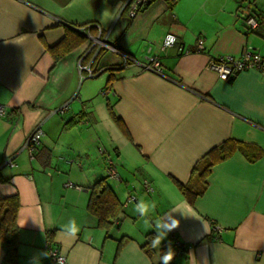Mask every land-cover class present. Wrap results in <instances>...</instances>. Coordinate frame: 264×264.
<instances>
[{
    "label": "crops",
    "instance_id": "obj_1",
    "mask_svg": "<svg viewBox=\"0 0 264 264\" xmlns=\"http://www.w3.org/2000/svg\"><path fill=\"white\" fill-rule=\"evenodd\" d=\"M127 3L0 0V198L20 203L13 264H44L49 240L67 264H162L169 248L174 264H264V69L223 80L208 68L211 57L247 46L264 57V23L250 31L242 16L264 13V0H178L171 8L154 0L133 18ZM165 34L176 37L172 46L162 47ZM121 53L135 62L124 64ZM150 56L161 74L144 69ZM88 68L100 79L88 81ZM38 124L42 142L30 159L21 147ZM228 139L239 147L201 182L195 167ZM100 146L119 181L104 175ZM101 178L123 205L107 231L87 210L88 187ZM177 184L204 190L190 204ZM128 194L137 200L124 205ZM140 199L156 204L147 217L135 211ZM70 218L81 227L75 238L61 231ZM173 219L178 226L146 253L147 233ZM4 254L0 243V264H11Z\"/></svg>",
    "mask_w": 264,
    "mask_h": 264
},
{
    "label": "built area",
    "instance_id": "obj_2",
    "mask_svg": "<svg viewBox=\"0 0 264 264\" xmlns=\"http://www.w3.org/2000/svg\"><path fill=\"white\" fill-rule=\"evenodd\" d=\"M154 0H127L128 5V11L130 17H135L136 14L146 8L148 4L153 2ZM166 1L168 6L171 8L172 5L178 1V0H163ZM243 21H245L246 28L248 30H254L259 27L261 23H264V13H258V15L250 14L247 9L246 11L242 12ZM162 41V47L165 46H172L174 42L176 41V37L172 36L171 34H165L163 36ZM108 48L114 51H118L116 47L107 45ZM198 50L203 49L202 45V39H198ZM123 62L126 64L127 62H135L133 58L128 56L127 54L121 53ZM208 68L210 70H213L218 74V76L225 80L231 77H234L237 75V73L247 70L249 68H257L259 70L264 69V57H261V55L255 51V49L252 46H247L243 48L242 52L239 55L232 56V55H224V56H215L211 57L209 59ZM144 69L147 71H153L154 73L161 74L162 73V65L161 62H159L158 58L156 56H150L148 58L147 64L143 65ZM99 71H94L91 68H88V77H94L98 75ZM107 90L103 89L101 93H106ZM68 108V103H65L64 105H61L57 109H55V112H63ZM6 113L5 107L0 104V116H3ZM43 135V131L40 128V125H36L31 133L25 138L24 143L21 147V150L25 151L26 154L29 155L30 159L33 157L34 151L37 149V147L41 144V138ZM97 151L102 157V163H103V170L104 175L106 178L119 181L120 175L118 174V166L117 163L113 160L111 155L108 153L107 150H105L103 147H98ZM5 164L13 165V161L11 158H8V160L5 161ZM66 187L71 188V186L80 189L78 186L70 183L64 184ZM143 191L146 193H152L153 192V186L150 184V182L147 179H144L141 183ZM137 198L134 194H128L126 196V200L123 203L124 205L136 201ZM45 251L47 255H45L44 264H67L65 255L63 254L62 250L58 247L57 244H55L52 240H49L45 245Z\"/></svg>",
    "mask_w": 264,
    "mask_h": 264
},
{
    "label": "trees",
    "instance_id": "obj_3",
    "mask_svg": "<svg viewBox=\"0 0 264 264\" xmlns=\"http://www.w3.org/2000/svg\"><path fill=\"white\" fill-rule=\"evenodd\" d=\"M75 37H77L76 39L79 43L85 42V37L82 34L78 33ZM68 38V36L64 38L61 46L68 42ZM52 51H54V48L50 49L51 53ZM113 120L115 124L119 126L122 133L127 136L125 126L120 119L113 116ZM252 146L254 147V145H245L246 152H248V148ZM238 147L239 144L232 139H228L210 149L205 153L200 167H195L194 173H196V177L203 182L209 174V169L216 163L228 159ZM259 156L260 153L253 154L250 160L258 158ZM177 186L180 193L187 198L190 204H192L194 199L202 194L204 190V188L198 191L192 190L191 187L183 184H177ZM88 190L87 210L95 216L98 226L107 231L120 220L121 214L123 213L122 202L117 199L106 178L95 180V182L88 187ZM19 204L17 195L0 198V243L5 253L3 258L4 261L11 264L16 263L19 255V228L17 226L16 216ZM153 236H155L153 233H147L146 241L141 246L146 253L153 250L150 244V239ZM120 243L119 241L117 245V253L120 250ZM170 264L174 263L171 261Z\"/></svg>",
    "mask_w": 264,
    "mask_h": 264
},
{
    "label": "clouds",
    "instance_id": "obj_4",
    "mask_svg": "<svg viewBox=\"0 0 264 264\" xmlns=\"http://www.w3.org/2000/svg\"><path fill=\"white\" fill-rule=\"evenodd\" d=\"M105 15H107V13H105ZM155 207L156 204L154 201L149 203L146 202L144 199H140L135 204V211L141 217H147L149 213L155 209ZM178 224L179 221L175 219L171 220L170 223L166 220L158 221L155 225L156 235L150 239L151 247L160 248L161 242L163 241L167 233L176 228ZM61 231L66 237L75 238L81 231V227L74 218H70L67 223L62 226ZM44 255H47V253H44ZM173 256L174 253L172 252L171 248H169V250L161 256L162 264H170L173 259Z\"/></svg>",
    "mask_w": 264,
    "mask_h": 264
},
{
    "label": "rangeland",
    "instance_id": "obj_5",
    "mask_svg": "<svg viewBox=\"0 0 264 264\" xmlns=\"http://www.w3.org/2000/svg\"><path fill=\"white\" fill-rule=\"evenodd\" d=\"M100 77L101 76H97V77H90L89 79H88V81H90V80H93L94 82H96V80H99L100 79ZM94 84V83H93ZM98 96H101V95H99V94H97Z\"/></svg>",
    "mask_w": 264,
    "mask_h": 264
}]
</instances>
